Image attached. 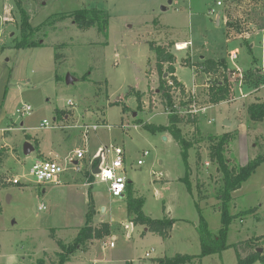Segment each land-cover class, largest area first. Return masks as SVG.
<instances>
[{
  "label": "rangeland",
  "instance_id": "obj_1",
  "mask_svg": "<svg viewBox=\"0 0 264 264\" xmlns=\"http://www.w3.org/2000/svg\"><path fill=\"white\" fill-rule=\"evenodd\" d=\"M15 1L0 0V264H37L41 258L44 264H57L56 240L72 241L85 225L91 196L92 222H109L110 235L94 240L88 251H78L64 264H157L159 258L176 254L195 256L191 264H236L233 246L198 256L200 225L211 235L224 227L214 194L220 168L208 158L207 140L193 143L184 159L167 129L143 126H168L170 113L157 91L161 75L150 46L187 42L184 50H177L175 43L170 49L176 57L175 75L207 107L198 114L201 133L234 136L225 153L229 167L244 166L258 155L264 158V120L251 122L246 112L254 97L264 99V0H21L32 26L83 8L120 16L106 35L96 27L80 30L71 18L56 19L36 32L41 46L25 48L15 46L20 39ZM250 44L257 57L250 56ZM231 50L236 56L232 62ZM186 57L192 62L224 58L232 74V100L208 103L209 76L184 65ZM132 89L142 93L140 102ZM174 93L178 104L181 96L178 90ZM25 105L32 110L21 115L17 110ZM56 109L63 110L61 116ZM42 120L51 127H39ZM184 123L177 127L193 141L194 127ZM91 124H98L97 129L83 136L82 126ZM27 138L39 142L29 154L23 152ZM114 147L123 150L121 173L131 184L111 198L106 182L95 178L90 187L81 178L100 150L109 163ZM40 150L62 156L57 161L66 170L58 175V183L36 184L30 175ZM76 150L84 152L79 172L67 161ZM13 179L20 183L8 182ZM131 197L141 200L142 213L152 219L173 220L168 236L141 224L131 229L124 225ZM229 203L235 218L228 225V244L264 234V159L230 193ZM40 205L45 209L39 210Z\"/></svg>",
  "mask_w": 264,
  "mask_h": 264
},
{
  "label": "trees",
  "instance_id": "obj_2",
  "mask_svg": "<svg viewBox=\"0 0 264 264\" xmlns=\"http://www.w3.org/2000/svg\"><path fill=\"white\" fill-rule=\"evenodd\" d=\"M16 11L19 15V40H16L15 46L17 48L25 47H38L41 46V40L36 39L35 34L38 29L44 24H49L58 20H64L65 18H71L72 22L80 30H88L96 27L97 31L103 35L107 34L109 29V16L98 8H83L68 13H58L57 15L49 16L42 25L32 26L30 24V17L28 11L24 7L21 0L15 1ZM230 24V23H229ZM238 25H236L237 27ZM239 27H237V30ZM228 33V31H227ZM173 42H168L162 45L150 46V50L153 51L156 67L160 72L161 78L157 91L164 100L167 107L170 109L168 114V126H156L149 123H144V127L150 130L157 128L167 129L172 135L175 141L180 146L181 155L184 159L187 158V151L194 146L193 143L207 140L208 142V158L211 162L215 163L220 172L218 174L217 183L215 187V197L220 202L221 217L224 223L223 229L217 235H211L207 227L202 223L199 228L200 238V254L198 256H204L213 253H220L227 247L233 246L236 252L237 263L236 264H252L255 261H260L264 264V251L258 252V248L264 247V234L254 235L246 239L245 241H238L233 244H228L226 237L228 233V225L230 221L235 218L229 211L230 207V193L233 190L240 188L242 182H244L254 171L256 166L264 158L260 155L249 160L244 166H232L229 167L225 158L227 146L234 139V136L229 132H225L222 135L203 134L199 128V115H192L184 113L188 104L192 102V94L185 90L184 85L174 75L175 67L174 62L176 60L175 55L170 50L173 47ZM60 54L55 53V59H59ZM182 63L186 66L194 68L197 73H203L209 76L206 83V95L207 101L210 104H217L222 101H228L232 95V88L229 82V76L232 75L228 71V64L224 58H202L196 62L190 61L189 57H186ZM165 66V69H164ZM167 74L166 78L164 74ZM83 79H87L85 76ZM249 87V84L246 85ZM133 90V89H132ZM178 90L181 99L178 104L174 101V92ZM140 102L142 93L140 91L133 90ZM198 102V98H196ZM117 103L114 101L112 104ZM124 105L122 110L126 111ZM56 114L61 116L63 110H55ZM248 118L251 122H261L264 120V99L260 100L258 97H254V100L250 102L246 107ZM186 118V119H185ZM191 124L194 127L193 141L184 138L181 130L177 127L178 124ZM30 140V138H27ZM35 148H38V141H33ZM1 156V151H0ZM43 159V158H41ZM196 159H200V154L196 153ZM96 164V161L94 165ZM189 173L187 172L186 180L188 182ZM18 185L20 182L14 183L12 180L8 181ZM131 182L125 184V190H129ZM3 183L0 184L2 186ZM198 188V186H197ZM198 191H200L198 189ZM206 197V196H205ZM126 205V212L129 217V221L133 224L144 225L148 230L158 233L162 236H168L169 229L173 220L169 217H162L161 219H152L145 215L141 211V200L137 198H129ZM94 202L90 197L87 204L86 222L85 225L78 229L76 235L72 241L64 243L61 239L56 240L58 250L55 254L58 258L57 264H64L69 261L78 251L86 252L93 240H102L110 235L111 227L107 222H100L98 226H94L92 223V217L94 215ZM246 213L251 212V209L246 210ZM195 256L188 254H176L172 257L159 258L157 264H191ZM44 259H39L37 264H44Z\"/></svg>",
  "mask_w": 264,
  "mask_h": 264
},
{
  "label": "built area",
  "instance_id": "obj_3",
  "mask_svg": "<svg viewBox=\"0 0 264 264\" xmlns=\"http://www.w3.org/2000/svg\"><path fill=\"white\" fill-rule=\"evenodd\" d=\"M218 5L221 3L218 1ZM229 5V3H228ZM227 5V7H228ZM227 9V8H226ZM210 12H213L212 10ZM226 16V11H225ZM261 33V42L264 44V27L260 30ZM177 50H181L183 48H179L178 45H175ZM235 51H230L228 58L230 60L235 59ZM246 94H240V97L245 98ZM232 100L230 98L228 101ZM71 104V102H69ZM207 107L201 106L196 101V96L193 93L192 94V102L188 104L187 109L184 111L185 113H189L192 115H198L206 110ZM31 107L29 105H25L21 110H17L18 113L21 115L29 114L31 111ZM39 127L41 128H48L51 127L49 123L46 120H42ZM98 127V124H91V125H84L82 126L83 129V136L87 135L89 130H96ZM101 151V150H100ZM98 153L96 156V160L93 159L94 163H98V172L92 173V167L94 166L93 161H91L88 165V171L90 173V176H92L94 179L97 178L100 181L106 182L108 184V191L109 194L112 197H119L123 194L125 191V184L126 179L122 175L123 170V150L120 147H114V158L108 163L104 161V151L103 153ZM144 156L148 155L147 152L143 153ZM84 158V152L82 150H76L74 155L68 156L67 161L71 164V169L75 172H79L81 170L79 160ZM143 160L139 159L137 161V164H142ZM206 164H208L207 161H205ZM66 170L65 164H60L58 161L49 160V159H37L34 161L29 173L30 175L35 177V183L36 184H45V183H54L57 181V177L60 173L64 172ZM106 173H109L110 175H106ZM14 183H16L18 180L13 179ZM88 181V180H87ZM89 182V181H88ZM39 210L45 209L43 205H40L38 207ZM126 226V225H125ZM128 227V226H126ZM131 229V227L129 228ZM112 246V242L109 244ZM146 256H149V253H146Z\"/></svg>",
  "mask_w": 264,
  "mask_h": 264
},
{
  "label": "crops",
  "instance_id": "obj_4",
  "mask_svg": "<svg viewBox=\"0 0 264 264\" xmlns=\"http://www.w3.org/2000/svg\"><path fill=\"white\" fill-rule=\"evenodd\" d=\"M166 9V8H165ZM120 16H117V17H109V27L111 28V25H112V22L114 21V20H116L117 18H119ZM169 42H172V41H169ZM175 44H174V46L175 45H177V44H181V45H183L184 44V48L183 49H181V50H184L185 48H186V41H177V42H174ZM250 46V48H251V52H250V56H252V57H254V56H256L257 57V55H256V52L254 51V49H253V45L252 44H250L249 45ZM231 51H234V50H231ZM253 54V55H252ZM202 59V58H201ZM231 62H232V60H230ZM174 75H175V73H174ZM176 76V75H175ZM177 78V77H176ZM21 125H22V122H21ZM27 141H29V140H27ZM38 141V140H37ZM30 143H32L33 144V146H34V150L35 149H37V148H35V145H34V143L33 142H31V141H29ZM38 147H39V142H38ZM33 150V151H34ZM54 153V154H53ZM38 158H36V159H41V158H43V159H49V160H54V161H57V159L59 160V159H62V156H60L59 154H56V152L55 151H49L47 154H45L44 152H42L41 150L39 151V153H38ZM53 156V157H52ZM69 156V155H68ZM71 156V155H70ZM81 179H83V185H85V186H92L93 185V182H94V178L92 177V176H90V173H89V171H88V168H87V170H85L84 172H83V176H82V178ZM89 182H88V181ZM87 181V182H86ZM127 182H130V181H127ZM54 183H58V178H57V181L56 182H54ZM91 194V193H90ZM91 196V195H90ZM111 196V195H110ZM124 197V196H123ZM91 198H92V196H91ZM111 198H112V196H111ZM93 199V198H92ZM93 202H94V200H93ZM95 204V203H94ZM94 210H95V205H94ZM125 212H126V210H125ZM94 214H95V212H94ZM100 222H104V221H100ZM100 222H98V223H100ZM128 222H130L129 221V217H128V215H127V212H126V220H125V223H128ZM93 223V222H92ZM98 223H93V225H95L96 226V224H98ZM107 223H109V222H107ZM110 224V223H109ZM125 225V224H124ZM132 226H134L133 224H132ZM79 229V228H78ZM146 230H148L147 228H146ZM78 231V230H77ZM77 233V232H76ZM76 235V234H75ZM108 237V236H107ZM103 240V239H102ZM94 241V240H93ZM93 241H91V243L93 242ZM91 243H90V245H91ZM89 248H90V246H89ZM88 248V249H89ZM88 251V250H87Z\"/></svg>",
  "mask_w": 264,
  "mask_h": 264
},
{
  "label": "water",
  "instance_id": "obj_5",
  "mask_svg": "<svg viewBox=\"0 0 264 264\" xmlns=\"http://www.w3.org/2000/svg\"><path fill=\"white\" fill-rule=\"evenodd\" d=\"M162 9L164 10L165 7H162ZM166 74V73H165ZM164 74V76H166ZM68 81H70V79H67ZM34 150V146L32 143H30L29 141H25L24 144H23V152L25 154H29L30 152H32ZM103 149L100 151V153H103ZM96 160V159H94ZM94 163V161H93ZM98 163H96L93 167H92V173H97L98 172ZM126 226H128L129 228L132 227V223L131 222H128V223H125ZM258 252H262V248H258L257 249Z\"/></svg>",
  "mask_w": 264,
  "mask_h": 264
},
{
  "label": "snow or ice",
  "instance_id": "obj_6",
  "mask_svg": "<svg viewBox=\"0 0 264 264\" xmlns=\"http://www.w3.org/2000/svg\"><path fill=\"white\" fill-rule=\"evenodd\" d=\"M106 175H110L109 173H106Z\"/></svg>",
  "mask_w": 264,
  "mask_h": 264
},
{
  "label": "bare ground",
  "instance_id": "obj_7",
  "mask_svg": "<svg viewBox=\"0 0 264 264\" xmlns=\"http://www.w3.org/2000/svg\"><path fill=\"white\" fill-rule=\"evenodd\" d=\"M179 48H181L179 45H178Z\"/></svg>",
  "mask_w": 264,
  "mask_h": 264
}]
</instances>
